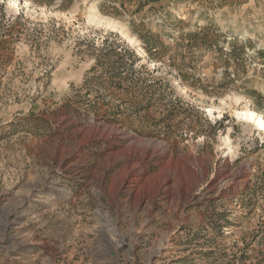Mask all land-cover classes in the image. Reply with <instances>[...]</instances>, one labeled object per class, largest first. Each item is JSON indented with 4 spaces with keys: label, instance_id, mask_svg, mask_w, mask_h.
<instances>
[{
    "label": "rangeland",
    "instance_id": "obj_1",
    "mask_svg": "<svg viewBox=\"0 0 264 264\" xmlns=\"http://www.w3.org/2000/svg\"><path fill=\"white\" fill-rule=\"evenodd\" d=\"M258 119L264 0H0V264H264Z\"/></svg>",
    "mask_w": 264,
    "mask_h": 264
},
{
    "label": "trees",
    "instance_id": "obj_2",
    "mask_svg": "<svg viewBox=\"0 0 264 264\" xmlns=\"http://www.w3.org/2000/svg\"><path fill=\"white\" fill-rule=\"evenodd\" d=\"M198 35H199L198 33H190L187 36L196 37ZM117 49H120V51H117ZM100 50H101V56L103 58L111 59L114 55L118 56L120 58V61H118V63H123L125 61L124 60L125 55L127 54L134 55L133 50L125 44V41H123L122 39H117L111 42L109 36L105 37L104 40L102 41V46ZM146 50L148 53L150 52L148 48H146ZM128 70H129L128 73L132 72L131 69L128 68Z\"/></svg>",
    "mask_w": 264,
    "mask_h": 264
},
{
    "label": "bare ground",
    "instance_id": "obj_3",
    "mask_svg": "<svg viewBox=\"0 0 264 264\" xmlns=\"http://www.w3.org/2000/svg\"><path fill=\"white\" fill-rule=\"evenodd\" d=\"M94 6V4H92L91 5V7H93ZM100 22H102V23H105V24H107L108 26H110V27H112L113 29H115L116 31H118L122 36H124L125 37V39L127 40V42L129 43V44H131V45H135V46H138V47H140L139 49H138V55L139 56H144L145 54H146V51H145V49L144 48H142L141 46H140V44H139V40L135 37V36H133V35H131L129 32H127L126 30H124V28L123 27H121L118 23H117V21L115 20V19H113L112 17H108V16H104V15H102V16H100V20H99ZM244 113V116H249L250 115V113L248 112V111H243ZM257 125L259 126V127H264V122L263 121H261L260 119H258V122H257ZM128 176V175H127ZM245 180V179H244ZM131 186H132V184H131Z\"/></svg>",
    "mask_w": 264,
    "mask_h": 264
}]
</instances>
